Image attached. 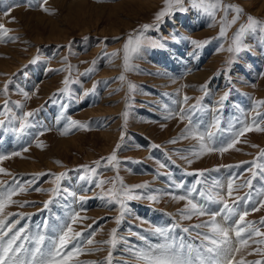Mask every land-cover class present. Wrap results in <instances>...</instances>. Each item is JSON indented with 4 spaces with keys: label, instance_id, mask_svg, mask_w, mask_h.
<instances>
[{
    "label": "rangeland",
    "instance_id": "rangeland-1",
    "mask_svg": "<svg viewBox=\"0 0 264 264\" xmlns=\"http://www.w3.org/2000/svg\"><path fill=\"white\" fill-rule=\"evenodd\" d=\"M15 3L16 0H0V24L10 30V36L19 38L0 39V110L7 100L8 107L17 114L33 111L32 122L36 127L28 129L29 135L23 138L11 131L12 125L6 123L0 128V155L9 156L0 161V168L5 169L0 173V192L15 186L14 180L27 188L12 197L20 203H12L5 209V215L16 214L9 216L8 222L19 220L16 228H25L29 236L38 231L45 234L46 248L49 240L56 237L58 227L70 214L79 212L82 219L72 227L83 232L84 251L70 258L68 264H105L110 246L98 242L110 239L113 228L123 238L112 250L113 264H143L127 249H148L163 243V238L151 231L155 227L178 225L172 236L199 245L197 231L208 229L191 226L210 217L183 219L181 212L187 206L186 201H177L166 193L182 195L184 189L171 185L183 183L188 188L197 179L203 181L200 188L206 191L212 189V181L217 179L226 184L235 176L236 185L252 179L247 169L260 171L252 162L264 163V157L257 159L264 151V132H246L233 149L195 158L189 153L199 142L181 138L189 127L188 120L165 116L181 107L187 112L199 100V106L192 112L194 125L204 131L219 116L224 131L216 128L211 131L226 139L232 135L227 130L230 124L235 131L256 118L257 112L264 114V106L255 107V101L264 100V29L245 33L242 40L248 45L246 49L235 54L227 51L248 16L264 22V0H224L225 4L242 7L244 13L235 25L226 28L223 37L220 20L224 13L219 12L213 21L202 10L193 8L190 0H184L186 11H174L159 22L156 15L165 7V0H47L45 7L49 12L41 10L39 0L32 6L12 7ZM8 9L9 15H5ZM234 15L230 12L228 19ZM144 25L150 27L144 30ZM140 33L146 41H160L164 47L146 44L132 56L126 70L124 45L130 35ZM192 40L207 43L197 47ZM117 52L118 55H113ZM34 60L35 63H30ZM90 69L95 70L89 73ZM121 76L125 79L121 80ZM66 77L70 80L68 94L60 92ZM5 83L8 96L2 94ZM130 84L134 85L131 90ZM203 85H207L206 92L201 90ZM18 89L29 91L30 99H25ZM225 92L229 98L221 109L217 102ZM185 95L190 97L186 103ZM14 102L25 107L20 109ZM61 113L65 118L58 119ZM67 117L87 127L62 134ZM7 118L0 115V119ZM44 129L50 130L38 136ZM173 139L177 142L169 143ZM117 144L121 145L118 150ZM24 148L28 151H23ZM114 150L119 161L117 167L102 160ZM13 152L21 155L12 156ZM185 155L193 160L191 164L181 158ZM91 168H96L95 175ZM198 170H206L204 176L196 175ZM61 173L66 176L59 182L60 192L56 195L51 190L57 186L55 175ZM118 178L125 185L147 182L148 187L135 189V194L159 197L158 202L144 198L125 200L128 210L119 225L115 220L120 215L119 206L108 204L111 197L102 198L101 188L96 186L99 180H104L105 191L114 186L118 190ZM262 188L264 178L258 175L252 180L251 190L240 188L233 198H228L224 191L221 194L231 205L236 195L251 192L252 202L240 201L239 208L249 211L246 222L264 232V208L251 210L264 199V194L257 195ZM72 192L88 199L78 202ZM50 198L53 202L45 209L44 202ZM23 202L29 203L21 206ZM210 207L215 211L222 205ZM185 227L190 232L185 233ZM90 235L94 241L91 245L86 243ZM231 235L234 238V233ZM139 236L147 239L140 240ZM261 240L264 236L253 235L248 246L236 255L235 264L240 261L264 264V243H258ZM26 247L31 250L34 241L26 242Z\"/></svg>",
    "mask_w": 264,
    "mask_h": 264
},
{
    "label": "snow or ice",
    "instance_id": "snow-or-ice-1",
    "mask_svg": "<svg viewBox=\"0 0 264 264\" xmlns=\"http://www.w3.org/2000/svg\"><path fill=\"white\" fill-rule=\"evenodd\" d=\"M36 0H16V3L12 7H20L21 4H27L32 6ZM191 6L193 8L202 10L204 13L212 17V20H216V16L219 12H223L224 16L221 18V32L220 35L223 37L226 35V28L235 25L237 21L241 18V15L244 13V9L238 5L225 4L224 0H190ZM47 0H39V7L45 12H49V9L45 7ZM184 7V0H165V7L156 15V21H161L165 16L171 15L174 11H186ZM10 9L5 10V15H9ZM230 12H234L235 15L229 20L228 15ZM150 26L144 25L143 29L147 30ZM258 28L264 29V22L258 21L252 16H248L244 24H242L233 38V43L228 47L227 51L230 53H239L240 51L246 49L248 45L242 40V37L246 32H256ZM10 30L5 28L3 24H0V39L7 38L9 40H17L18 37L10 36ZM175 39V37H174ZM197 47L202 46L207 41H191ZM148 46L153 47H164V44L160 41H146L143 38V34H137L135 36L130 35L124 45L123 52V61L124 68L127 70L130 67V59L132 56L139 53L141 48ZM119 53H114L113 55H118ZM67 59V58H65ZM36 61H31L30 63H35ZM232 61H229L231 63ZM95 69H90L89 73ZM88 74V73H85ZM121 80H124L125 77L121 76ZM65 87L60 90L61 93L68 94L70 80L66 77L63 81ZM130 90L134 88V85H129ZM95 86L91 91L94 92ZM201 90L207 91V85L201 86ZM18 91L23 95L25 99H30L29 91L23 89H18ZM2 94L8 96V83L3 85ZM85 94H88L87 92ZM229 98V93L225 92L221 96L220 100L217 102L220 108H223L225 101ZM190 97L187 95L184 96L183 102L186 103ZM16 106L20 109H23L25 105L20 102H14ZM9 101H5V104L2 106L3 110H0V115H4L7 120L0 119V128H3L5 124L12 125L11 131L18 134V138H23L24 136L29 135L27 132L28 129L36 127L32 122V118L35 113L33 111H22L20 114H17L8 107ZM199 106V100H197V105H194L192 109L187 112L183 107L179 109L178 112H169V115L165 116V119L175 118L179 116L180 120H188L189 127L186 128L185 134H182L183 139L192 138L199 142L198 147H194L190 151L189 155L200 158L204 154L219 152L221 154L233 149L236 144L240 142V138L244 136L246 132L257 131L264 132V114L257 112L256 118H253L250 123L245 122L241 128L232 131L234 125H229L228 129L232 132L230 138L218 137L216 133L211 131L212 128H216L217 131H224L221 129V120L217 116L214 122L208 125V128L204 131L199 130V125L193 123L192 112ZM264 106V100L255 101V107L260 108ZM167 108V105H165ZM125 119H127L128 113H124ZM65 118L63 113L58 119ZM259 118V119H257ZM68 123L64 127L62 134H68L73 128L84 129L87 126L80 123L79 121L72 120L70 117L66 118ZM166 127V125H162ZM50 129H44L37 133V135H43L44 131H49ZM123 140V134L121 136ZM177 140L173 139L169 143H176ZM38 146L43 147L42 143H39ZM121 147L120 144H117L116 149L118 150ZM154 148L160 147L159 145H152ZM253 147H257L253 145ZM239 150V149H237ZM23 151H28V148H24ZM12 156L21 155L20 152H13ZM264 157V151L261 152L260 159ZM182 159L188 161L189 164L193 162L192 159H189L188 155L182 156ZM9 159L7 155H0V161ZM107 164L117 167L119 164L117 158V151L114 150L111 156L107 158H102ZM113 162H116L113 164ZM99 165L100 162H96ZM159 163V161H158ZM252 165L259 169L260 171H254L253 167H249L247 171L252 173V179L247 180L241 185H236L235 180L237 177H230L226 184L222 183L220 180L212 181V189L203 190L200 188L203 181L197 179L191 187L185 188L183 183H174L171 185L176 189H184V194L177 195L173 192L166 193L171 196L172 199L177 201H186V208L181 212V217L183 219L191 220L194 216H209L210 219L203 221L202 223L191 226L194 229L200 230L207 228V232L197 231V236L200 237L199 245L192 243H185L183 238L179 240L172 236L173 229L178 225H174L172 228H162L155 227L151 229L154 234L159 235L163 238V243L150 246L148 249H133L128 248L127 251L132 253L138 260L142 261L143 264H235L236 255L241 251L242 248H245L249 244V240L252 239L253 235L264 236V232H261L259 229H254L252 223L245 221V217L248 216L249 211L247 209L240 210L239 203L244 201L245 204L252 202L251 192L245 196L236 195L232 199L231 205L229 204V199L225 198V195L221 194V191H224L228 198H233L234 193L238 192L240 188L247 187L250 190L252 189V180L255 179L258 175L261 178H264V163H257L255 160L252 162ZM160 167H164L163 164H160ZM232 167V166H225ZM91 173L95 175L96 168L90 169ZM206 170H198L196 175L202 177L204 176ZM5 172V169L0 168V173ZM66 176V173H61L55 175V181L57 186L51 191L59 195L60 188L59 182ZM81 179H85L81 177ZM120 183V188L117 190L115 186L113 189L107 191L104 190L103 185L107 181L99 180L97 187L101 188L103 197H111L107 200L108 204L115 203L119 206L120 215L115 217L117 225H119L123 219V216L127 209V204L125 200L131 201L135 199H148L153 202H158L159 197L157 195H138L135 194V189H145L148 187L147 182L143 184L136 185H125L122 178H118ZM30 183V182H28ZM15 186H8L3 192H0V264H68L69 259L82 254L84 251L82 238L83 232L74 231L72 225L77 223L78 219H82L79 216V212H74L70 214L69 219L65 223L58 227L57 235L54 239H50L47 247L45 248L46 236L42 232H37L35 235L29 236L26 234L25 228H16V225L19 224V220L13 221L12 223L8 222V217L11 215H16L8 213L5 215V209L9 207L12 203H20L12 199L13 196L18 195L19 193L27 191L25 185L19 184L17 181H13ZM217 189V191H213ZM40 190V189H36ZM264 194V188L260 189L257 195ZM73 197H77L76 192H72ZM123 197V199L121 198ZM196 197H200V202H197ZM78 202H86L88 197L85 195H79L77 197ZM53 201L50 198L48 201L44 202V208L47 209L49 204ZM29 202L21 203V206H24ZM221 204L222 207L218 210L213 211L211 205ZM259 208H264V199H260L258 205L254 206L251 210L258 211ZM23 215V214H20ZM219 217V220L217 219ZM236 217V219H233ZM44 229H47L45 224ZM91 227V226H89ZM13 229H16L13 231ZM185 233L190 232V228H183ZM234 233V238L231 235ZM11 234V235H9ZM94 235V233L92 234ZM137 235V233H133ZM123 238L117 236V229L113 228L111 230V237L106 241H101L98 243L107 244L110 246L108 256L106 258L105 264H113L112 250L117 247V244L122 241ZM140 240H146L145 236H139ZM34 241V247L29 250L26 247V242ZM92 236L86 240V243L91 245L93 244ZM258 243H264V240L258 241ZM71 244L72 248L69 249L68 245ZM100 250V249H96ZM84 264V262H80ZM89 264H95V262H89ZM240 264H243V261H240ZM259 264V262H257Z\"/></svg>",
    "mask_w": 264,
    "mask_h": 264
}]
</instances>
